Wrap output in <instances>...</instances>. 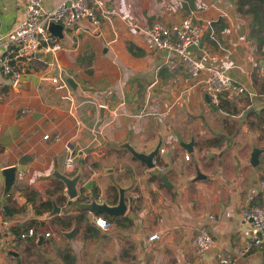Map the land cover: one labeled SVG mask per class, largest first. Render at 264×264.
Here are the masks:
<instances>
[{
    "label": "crops",
    "instance_id": "crops-1",
    "mask_svg": "<svg viewBox=\"0 0 264 264\" xmlns=\"http://www.w3.org/2000/svg\"><path fill=\"white\" fill-rule=\"evenodd\" d=\"M26 2L0 0V34L25 18ZM106 8L98 26L80 17L62 37L53 34L56 49L42 46L16 60L26 87L17 89L0 70V198L1 170L16 165L15 182L0 199V264H223L219 253L250 238L241 207L264 205V27L252 33V17L238 11L236 0H112ZM188 13L215 23L191 52L199 57L207 50L206 61L242 85L241 93L210 101L185 64L156 49L143 31ZM53 76L67 87L56 88ZM153 82L167 94L150 92ZM177 136L192 140V149ZM127 145L143 152L159 145L155 168L167 183ZM253 147L261 149L256 164ZM68 155L75 162L81 156L80 200L95 191L98 200L116 203L113 182L128 187L127 208L109 218L108 229L92 224L88 212L79 219L81 208L64 186L62 195L48 194L59 180L46 178L54 160L75 172L76 163L65 168ZM40 198L51 200L50 209H41ZM52 200L59 212H50ZM59 216H69L70 224H58ZM29 224L39 227L40 242L14 238ZM200 225L213 243L198 256L192 237ZM73 226L71 236L59 232ZM153 231L160 236L152 241ZM236 264H264V239Z\"/></svg>",
    "mask_w": 264,
    "mask_h": 264
},
{
    "label": "built area",
    "instance_id": "built-area-1",
    "mask_svg": "<svg viewBox=\"0 0 264 264\" xmlns=\"http://www.w3.org/2000/svg\"><path fill=\"white\" fill-rule=\"evenodd\" d=\"M112 0H61L51 8H44L43 0H27L25 5L26 16L11 29L0 34V70L7 74L14 83L21 79L22 71L19 69L16 60L31 58L42 46L47 49H56L55 37L48 30L49 21L61 23L64 27H70L80 17L88 18L93 25L98 26L103 15L108 12L106 4ZM210 26V20L204 22L194 19L192 13L183 15L177 20L168 22L158 21L143 29L146 36L156 49L168 50L172 55L180 59L194 80V83H203L207 89L210 101L217 103L222 93H236L243 91L244 87L235 83L232 77L221 68H218L206 61L207 50L203 49L202 54L196 57L191 52L192 47L201 45L202 36L206 28ZM45 43V45H44ZM52 81L56 88L67 87L65 78L53 76ZM70 97L68 93L63 95ZM48 134H44L46 138ZM164 148H160L163 151ZM188 159L189 154L184 153ZM75 160L72 155L65 159V168L72 170L75 167ZM162 170L161 167H157ZM264 186V181H261ZM137 193L131 192L130 199L136 198ZM91 192L85 191L82 201H89ZM244 219L249 223L250 238L243 243L232 245L229 251L219 253L220 261L223 264H236V258L245 255L250 249L264 239V205L247 204L240 210ZM93 224L100 229H108L112 222L100 213L88 209ZM47 231L44 235H49ZM159 233L153 231L148 235L149 240L159 238ZM20 239L27 237L37 238L38 233L33 227H28L18 234ZM213 243V237L206 226L196 227L192 245L196 255H202ZM6 246V244L4 245Z\"/></svg>",
    "mask_w": 264,
    "mask_h": 264
},
{
    "label": "water",
    "instance_id": "water-1",
    "mask_svg": "<svg viewBox=\"0 0 264 264\" xmlns=\"http://www.w3.org/2000/svg\"><path fill=\"white\" fill-rule=\"evenodd\" d=\"M48 30L59 37L63 36V28L64 26L61 23L54 22V21H49L47 24ZM68 80L73 83V80L69 77ZM25 80L18 79L16 80L13 85L17 89H21L22 87L25 86ZM149 91L150 92H157L160 94H167V89L160 86L158 83L153 82L149 86ZM210 100V99H209ZM102 106V105H101ZM180 144L185 147L188 150L192 149V140L191 141H183L179 136H177ZM127 148L131 152V154L143 162L148 168H152V172L154 174H157L160 176L164 182L167 183V178L164 173H162L160 170L155 168V162H154V156L159 150V145H156L152 150L149 152H143V151H138L134 147L127 145ZM260 148L258 147H253L250 161L252 164H256L258 161V154L260 152ZM76 170L73 174L66 173L62 171L58 167V163L56 160H54V165L51 171L46 175V178H56L62 181L63 186H64V193L68 199H74L73 204L76 205L77 207L81 209H91L93 211H98L101 213L107 214L109 217H113L115 215H120L123 214L127 208L128 205V199L126 197V190L128 189L127 186H122L117 184L116 182H113L114 185L117 187L118 193H117V201L116 203H108L105 199L98 200L97 199V194L95 191L91 192V198L89 201H82L80 200L79 194H80V188H79V181L82 175V161H81V156L77 157L76 161ZM109 170H113L112 167H110ZM2 175L4 177V183H3V191L1 195V200L5 199V196L10 192L15 179H16V165H8L2 168L1 170ZM4 208L7 209V206L4 205ZM59 207L56 205L55 201L52 200V210L50 211L51 213H56L59 212ZM75 229V226H73L69 230H59L60 233L66 235V236H71L73 231ZM42 239V234L38 235V242Z\"/></svg>",
    "mask_w": 264,
    "mask_h": 264
},
{
    "label": "trees",
    "instance_id": "trees-1",
    "mask_svg": "<svg viewBox=\"0 0 264 264\" xmlns=\"http://www.w3.org/2000/svg\"><path fill=\"white\" fill-rule=\"evenodd\" d=\"M237 2V6H238V11L244 13V14H249L251 15V20H252V33H258L263 27H264V0H236ZM214 25L215 23L214 22H211L210 23V26H208L206 28V30L204 31V34H203V37H202V40L203 38L207 35H210V32L213 30L214 28ZM17 63V62H16ZM226 93H222V95L220 96V99L221 101H225L226 99L222 98L223 95H225ZM220 106H223V103L221 102L220 103ZM62 188H63V185H62V181L58 180L57 181V185H55L52 189H50L48 191V194L49 195H54L55 193L59 192L61 195H62ZM63 197V196H61ZM33 198V196H32ZM41 207V209H50V205H51V200L50 199H43V198H40L39 199V202H38ZM88 212V209H80V215H79V219H82L84 216H86ZM96 213H100L102 215H104L105 217H107L108 219L110 217H108L107 214L105 213H101V212H98V211H95ZM116 218L115 217H112V219ZM56 220V218H55ZM70 217L68 216V218H66L65 216L64 217H58L56 222L58 224H63V223H67V224H70ZM93 224V222H92ZM31 224L28 225V227H33L35 229V231L38 233V235L40 234V231H39V227H36L35 225L34 226H30ZM27 227V228H28ZM88 228H91L90 226H88ZM25 230V229H24ZM23 231L22 229H19L17 231V233H15L16 237L14 238H19L18 237V234ZM36 241H38V238L36 239Z\"/></svg>",
    "mask_w": 264,
    "mask_h": 264
}]
</instances>
